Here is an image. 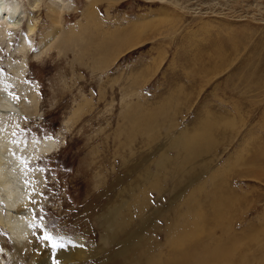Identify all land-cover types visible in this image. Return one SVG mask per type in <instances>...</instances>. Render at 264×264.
<instances>
[{"label":"rangeland","instance_id":"374dc122","mask_svg":"<svg viewBox=\"0 0 264 264\" xmlns=\"http://www.w3.org/2000/svg\"><path fill=\"white\" fill-rule=\"evenodd\" d=\"M8 1L19 6L15 31L6 34L10 51H21L23 44L31 48L25 79L41 102L35 119L21 117L20 132L26 140L50 138L61 146L33 166L43 182L37 180L32 191L33 237L27 247L15 246L0 225V264H39L60 250L71 255L54 256L51 264H114V259L123 264L119 254L132 247L137 254L128 264H139L143 253L167 260L175 250L169 229L193 221L195 204L206 215L208 231L189 250L238 240L237 262L228 259L229 264H264V0H111L109 16L104 6L99 14L102 29L82 34L94 45L83 41L88 46L83 57L75 55V44H69L73 52L59 53L56 42L86 19L87 0ZM63 8L69 9L66 24L46 55L48 47L39 44L52 28L47 12ZM111 20L141 24L109 28ZM29 25L35 28L31 35ZM104 34L109 41L119 35L121 43L139 39L101 70L96 64L101 57L94 55ZM8 57L0 56L6 65L0 80L6 83L12 81ZM21 61L13 57L11 65L21 70ZM158 108H167L168 115L158 118L152 133L132 125L143 111ZM205 119L216 124L214 145L182 163L173 141L192 134ZM216 191L229 201L225 209L213 201ZM214 203L226 211L222 223ZM115 206L126 225L113 226L117 240L107 243L102 214ZM254 235L257 240L248 239Z\"/></svg>","mask_w":264,"mask_h":264},{"label":"bare ground","instance_id":"6f19581e","mask_svg":"<svg viewBox=\"0 0 264 264\" xmlns=\"http://www.w3.org/2000/svg\"><path fill=\"white\" fill-rule=\"evenodd\" d=\"M35 2L38 3V0ZM110 3L111 0H87L88 5H86L87 8L84 10L85 13H83L84 16L85 15L87 16V17L85 16L86 19L83 20L82 17L81 20L76 22V25L71 27L68 31L66 30L65 32L61 30V27L62 26L64 27V25L66 24L67 20L65 18L66 17L65 12L66 11L69 12V9L68 10H66V8L65 10L64 8L62 10L51 9L50 12L48 11L46 16L48 17V22H50L52 28L50 26L47 30H45L44 32L45 35H43L42 40L39 44L40 46L48 47L47 49L45 48V50H47L46 52L43 50V52H45L44 54L48 52L50 45L53 46V44L49 45V43L58 36L59 31L61 30L63 32V33L60 32L62 33V36L60 35V37H58L59 39L60 38L61 39L58 40L59 41L58 44L56 42V46L57 45L60 46V48L58 46L57 47L61 49V52L60 50L57 49L59 53L66 52V50L63 51V48H66L67 51L68 49L70 50L71 45L69 44H75L74 48H77L76 49L77 52L76 53L74 52L75 55L77 56L81 55V57H83L84 49H86L85 47L89 45V43L92 46L94 45L92 41H90L93 40L91 36L88 38L90 40H87L85 38H84L85 40H83L82 34H84L85 30H89L90 33L89 32L87 33V31L85 32L87 33L86 36H89L88 34L92 35V33L94 32L92 28L102 29L103 24L101 22L100 19L101 17L99 16V14L102 13V8L104 6L106 8L104 12H106L109 16L110 9L114 7L112 4L110 7L109 6ZM34 4L35 3H33V5ZM36 8L39 9L38 6H36ZM38 11L41 12L40 9ZM74 11L75 12L73 16L79 14L78 9ZM18 12H19V6L16 3L8 0H0V56L1 57L9 56L8 61L9 62L11 61V63L8 64V71L12 75V77L10 78L12 79V81L10 83H6L5 81L0 80V225L7 231L8 234L11 235V239L15 244V246L17 245L18 247L23 249L27 247L26 246L27 242L33 237L32 236L33 223L31 220L33 219L32 218V216L34 215L33 208L35 205L32 203V199H31L32 191L35 185L37 184V180H39L40 183L43 182L41 173L39 171H36L33 168V166L38 164V162L42 158H46L48 156L57 153L60 150L61 144L50 138H45L40 141H37L34 138H30L26 140L25 136L23 137L24 134L22 135L20 132V126H22V123H20L21 117L25 116L24 119L29 121L35 119V117L38 116V109H39L38 107L40 106L41 102L37 91L33 90L29 85H27L25 79L27 77L26 70L29 68V65L31 67L30 63H26V60L28 59L27 57L30 55L31 48H29L28 45L26 44L24 45L22 43L23 45H21V51L16 50L13 52L12 50L10 51L11 45L8 44L10 41V37L6 34L9 31H13V32L15 31V28H13L12 26H14L13 23L17 21ZM108 23L111 24L109 28L111 27L116 28L119 25V27L127 26L128 29L129 27L130 29H132L133 27L136 28L135 26L141 24L139 22L138 23L128 22L127 25H123L121 23L120 24L117 23V21L115 20H111V22ZM146 24L148 23L143 24V26ZM127 27L125 29H127ZM34 32H35V28L32 25H29L28 33L31 35V33ZM126 33H130V32L128 31ZM135 34L136 33H134L133 35ZM119 39H120L119 35H113V37L109 41L106 39V36L104 34V38H101L98 41L102 43L101 48H99L100 43L97 44L96 52L94 55L95 57L96 56L101 57L100 59H98V61L96 60L97 62L96 64H98L97 66L98 69L103 70L108 68V65L110 64L112 58H115L120 52H123L128 48L131 49V47L135 45V42H138L137 40L139 39V37L132 36L130 39L126 38L125 40H123L122 43L118 42ZM83 41L84 42L87 41L88 44L87 45L83 44L84 43ZM23 42H25V40ZM112 46L115 47L114 51L112 49ZM28 48L30 49V52H28ZM53 48L50 49L52 50ZM102 49H106L109 52H112V54L109 55V57H107L106 55L102 54ZM41 54L42 53H40V55ZM66 54H64L65 57ZM64 55H62V57H64ZM13 57L16 58L20 57V59L22 58L23 63L18 65L19 68H22L21 70L11 65ZM35 57H37V55ZM43 57L47 58L51 56L46 57L44 55ZM37 59H33V61L34 60L37 61ZM40 59L42 58L40 57ZM75 59L78 60V57L77 58L75 57ZM80 59L78 61H80ZM74 63H77V61L74 60ZM5 67L6 65L0 64V69ZM19 94L22 96L21 100L17 97ZM171 103L172 101L170 102V104ZM143 112L144 113L141 114L140 116L138 115L137 117H134L135 121H133L132 125L134 127H138L141 131H144L146 133H150V132L152 133V131L156 129V124L160 116L166 118L168 115V113L165 114L167 112V108H162V109L158 108L157 111L156 110L154 111L156 113H151V111L148 113H145V111ZM209 119L211 118L209 117ZM131 120L133 119L130 118V121ZM215 125H216L215 123L213 124L212 122L206 121L205 119L200 123L199 129L192 132V134H190L189 132H184L173 141L172 145L179 151V153L181 152L183 155L182 163L189 161L192 158L206 152L210 147L214 145ZM167 162H168L167 160H164L160 162L159 165L165 166V163ZM174 185L177 186V183L174 182ZM212 199L213 201L220 200L222 203L219 204V206L220 207L224 206L223 207L224 209L225 207L229 206V201L225 200L223 197H221V195H218L217 191L214 193ZM198 205L199 204H195L194 207L190 210L191 216H194L193 221L183 224V227L182 225H178V226L173 225L170 227L168 235L169 238L171 237V245L175 249L172 254V257H169L167 258V260H164L161 258L162 256L161 257L148 256L147 259L146 254L143 253L142 255L143 258L139 262V264H211L215 262L219 264H229L227 261L228 259L236 260L238 257L236 256L237 255L236 253L237 251H239L238 249L239 246L237 245L238 240L237 242L232 243L227 247L223 245H218L213 249L210 248L209 250L207 249L202 250V252H196L193 249L189 250L187 248L189 247L188 246L189 244L193 243L194 240H197L201 235H203V233L208 231V227H207L208 225L205 224L207 221L205 219L206 215L204 216L203 212L200 209H198L200 207ZM214 206L217 208V217H216L217 222L222 223V218L223 216H225L224 213L226 211L224 212L223 209L217 207V204L215 203ZM89 208L91 207H88V209ZM120 214H121V210L117 206L107 209V211H105L102 214V221L106 227L101 226V228L107 235V237L105 238V241L107 243H114L117 240L115 236H112L113 226L122 227L126 225L125 222L118 220ZM225 222H227V220ZM248 239L257 240L258 237L257 235H254L253 237ZM228 242L230 241L228 240ZM241 247L243 248V246ZM72 251L74 250L72 249ZM136 254H137V250L134 247H132L129 248L127 251H125V253L119 255L124 256L123 264H128L131 260L135 258ZM70 255H71L70 252L66 250H60L59 252H54L52 255L48 254L46 258L43 259V261L39 264H51V259L54 256H56L54 257V259L65 260ZM119 255H117L115 258H117ZM241 256L239 257V259L241 258ZM242 259L244 260L243 257ZM232 262L231 264H233ZM236 262L234 263L236 264ZM238 263L243 264L242 260L241 262L238 261ZM260 263L261 262L259 261V264ZM114 264H118V262L115 261V259H114Z\"/></svg>","mask_w":264,"mask_h":264},{"label":"snow or ice","instance_id":"6c2138e0","mask_svg":"<svg viewBox=\"0 0 264 264\" xmlns=\"http://www.w3.org/2000/svg\"><path fill=\"white\" fill-rule=\"evenodd\" d=\"M45 239H51V237L46 235V236H45Z\"/></svg>","mask_w":264,"mask_h":264}]
</instances>
